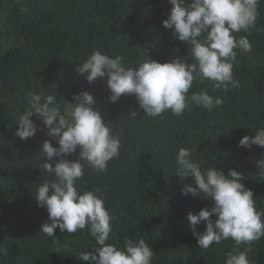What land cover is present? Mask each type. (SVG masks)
<instances>
[{
	"label": "trees",
	"instance_id": "obj_1",
	"mask_svg": "<svg viewBox=\"0 0 264 264\" xmlns=\"http://www.w3.org/2000/svg\"><path fill=\"white\" fill-rule=\"evenodd\" d=\"M171 7L169 0H0V247L8 249L7 255L0 253V264H95L79 259L81 252L97 246L87 229L67 233L57 228L59 249L40 232L50 221L35 195L40 183L52 179L40 166L48 162L40 153L45 140L59 145L35 114L30 119L42 130L25 140L15 135L30 93L74 102L73 94L88 91L95 109L120 136L119 158L104 173L86 166L78 183L81 192L99 188L106 196L109 243L123 247L127 239L142 238L154 252L152 264H225L234 241L204 249L187 219L190 212L211 208L213 201L181 194L194 181H181L175 174L180 147L191 149L204 169L243 173L241 183L252 190L257 208L264 209V176L256 165L264 159V147L238 146L242 137L264 127V0L255 28L236 34L247 36L252 45L250 52L238 54L234 65L240 86L226 92L208 80L194 82L192 91L223 98L212 112L193 106L180 117H144L134 95L112 103L106 77L90 84L76 72L96 49L121 55L129 66L147 55L161 63L187 56L186 42L162 24ZM130 111L137 112L136 119L128 116ZM78 157L79 149L66 158ZM204 230V222L195 226L197 234ZM251 247L252 264H264V238Z\"/></svg>",
	"mask_w": 264,
	"mask_h": 264
},
{
	"label": "clouds",
	"instance_id": "obj_2",
	"mask_svg": "<svg viewBox=\"0 0 264 264\" xmlns=\"http://www.w3.org/2000/svg\"><path fill=\"white\" fill-rule=\"evenodd\" d=\"M172 5L168 18L162 21L164 28L172 30L175 39L186 42L187 56L161 63L147 57L129 66L121 55L109 56L102 50H94L79 64L76 72L86 75L91 84L98 78H107L111 95L116 103L122 95H134L144 117L158 118L165 113L182 116L191 107H202L209 112L223 104V98L207 91H192L194 82L208 80L216 90L232 91L240 86L234 78V65L240 53L250 52L252 45L247 36L255 28L259 16L260 0H169ZM27 8H21L24 13ZM179 51V49H177ZM190 55V58H189ZM73 101H57L48 94L30 93L23 113L19 117L15 135L25 140L39 129L30 119L34 114L48 129L46 135L55 139L42 145L41 156L48 162L41 168L52 179L40 183L35 199L39 207L46 208L49 222L41 225L40 232L55 248L62 245L54 236L61 232L76 233L87 229L95 239L91 251L81 252L79 259L95 264H152L154 252L144 240L127 239L123 247L109 243L112 233L111 215L106 209V196L102 190L81 192L78 183L85 175V167L104 173L109 163L120 156L121 140L113 133L95 109L96 100L88 91L73 94ZM128 116L136 119L137 112ZM264 147V127L255 130L254 136L245 135L239 141L241 147ZM79 149V157H68ZM58 158V159H57ZM175 174L183 181L192 177L193 184H185L181 194L213 201L211 208H203L197 214L188 213L197 243L204 249L231 239L234 250L227 254L225 264H252L249 254L253 242L264 238V209H258L253 192L241 181L244 174L229 169L227 174L212 166L202 168L192 158V150L180 147L175 154ZM264 176V159L256 161ZM205 223L203 233L197 234L195 226ZM246 246L240 250L241 246ZM8 249L0 247L7 255Z\"/></svg>",
	"mask_w": 264,
	"mask_h": 264
}]
</instances>
